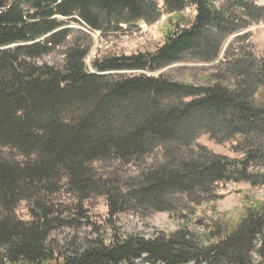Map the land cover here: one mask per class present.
Wrapping results in <instances>:
<instances>
[{
  "label": "trees",
  "instance_id": "1",
  "mask_svg": "<svg viewBox=\"0 0 264 264\" xmlns=\"http://www.w3.org/2000/svg\"><path fill=\"white\" fill-rule=\"evenodd\" d=\"M0 0V264H264V202L197 234L184 224L145 239L96 236L61 246L51 235L82 219L93 197L111 220L125 212L179 216L218 199V183L264 187V59L226 41L264 22L254 0ZM194 11V16L187 14ZM164 13L152 52L86 59L101 37ZM246 37H236L239 43ZM60 56L56 63L45 58ZM219 61L230 86L196 87L152 75L174 64ZM140 72L109 79L104 74ZM236 142L238 161L197 144ZM95 163L136 165L119 181ZM255 167L251 168V165ZM63 193L75 208L53 198ZM26 203L30 222L16 208Z\"/></svg>",
  "mask_w": 264,
  "mask_h": 264
},
{
  "label": "rangeland",
  "instance_id": "2",
  "mask_svg": "<svg viewBox=\"0 0 264 264\" xmlns=\"http://www.w3.org/2000/svg\"><path fill=\"white\" fill-rule=\"evenodd\" d=\"M258 6H264V0H254ZM162 8L163 3L157 0ZM187 14L194 16V11L188 10ZM166 15L158 22L147 25L137 23L130 27H123L121 31L101 37L98 33H89L93 39V47L86 59V67L89 72L94 73L92 62L107 55L131 56L137 53H147L154 51L162 44L161 32L166 28ZM246 37L239 43H235L236 37ZM232 49L242 48L257 59H264V22L253 24L245 31L235 36H231L225 43L220 54L219 61H223L225 51L228 46ZM60 56L45 58L47 63H56ZM219 61L213 64H205L197 61H184L174 64L152 75L162 76L171 81L189 84L196 87H206L222 82L230 86L231 79L224 76L219 68ZM140 72H113L104 74L109 79L129 78L142 75ZM264 147V140H261ZM197 144L210 149L214 154L228 158L232 161L240 160L243 155L235 153L233 147L236 142H226L217 144L208 135L201 136ZM255 165H251V168ZM93 168L96 171V178L115 179L120 184L125 183L129 178H134L141 172V168L136 165L121 167L116 163L103 164L95 163ZM215 194L218 199L213 202L201 205H192L190 213H183L182 219L179 216L168 213H154L146 218L135 212L129 211L121 213L113 219L108 218V203L103 197H93L82 204L84 211L82 219L71 228L56 230L52 233L51 239L55 244L65 246L67 242L74 239L94 238L96 236L103 240H109L113 228L117 229L121 235H136L148 239L155 233L171 234L175 232L181 224L186 226L190 232L201 233L209 228L214 222L220 220H236L242 213L248 200L264 202V187L250 186L247 183H235L232 180L216 185ZM55 203L63 202L71 209L75 208L76 200L71 195L63 193L61 196L53 198ZM16 216L20 221L30 222L26 203H21L16 208ZM141 262L140 264H142Z\"/></svg>",
  "mask_w": 264,
  "mask_h": 264
}]
</instances>
